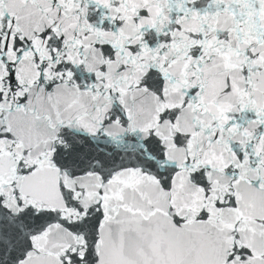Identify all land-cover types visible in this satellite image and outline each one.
Instances as JSON below:
<instances>
[{"label": "snow or ice", "instance_id": "6c2138e0", "mask_svg": "<svg viewBox=\"0 0 264 264\" xmlns=\"http://www.w3.org/2000/svg\"><path fill=\"white\" fill-rule=\"evenodd\" d=\"M0 264H264V0H0Z\"/></svg>", "mask_w": 264, "mask_h": 264}]
</instances>
